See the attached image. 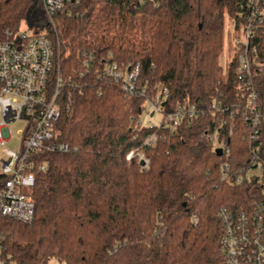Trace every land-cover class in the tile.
I'll use <instances>...</instances> for the list:
<instances>
[{
  "label": "trees",
  "instance_id": "1",
  "mask_svg": "<svg viewBox=\"0 0 264 264\" xmlns=\"http://www.w3.org/2000/svg\"><path fill=\"white\" fill-rule=\"evenodd\" d=\"M248 0H83L79 15L55 16L56 66L66 80L65 106L57 131L76 147L43 155L37 162L30 223L0 216L5 251L12 264H227L222 251L220 208H250L258 190L221 180L219 156L201 134L220 118L233 123L232 157L248 156L249 127L238 114L201 115L175 133L159 130L157 145L144 147L148 167L129 157L154 132L135 127L157 86L169 88L164 111L188 98L206 108L213 98L240 100L238 60L225 68V16L237 28ZM264 9V0H260ZM33 0H0V42L29 16ZM37 31V29H36ZM252 81L264 102V27L255 38ZM140 62L146 94L127 97L121 87L98 79L83 65ZM258 63H263L259 66ZM84 75L81 76V73ZM264 157V129L261 133ZM46 162L45 170L39 165ZM5 177L0 173V191ZM192 216L198 221L194 223Z\"/></svg>",
  "mask_w": 264,
  "mask_h": 264
},
{
  "label": "built area",
  "instance_id": "2",
  "mask_svg": "<svg viewBox=\"0 0 264 264\" xmlns=\"http://www.w3.org/2000/svg\"><path fill=\"white\" fill-rule=\"evenodd\" d=\"M47 24L44 27L28 26L16 32H7L8 39L0 42V173L5 177L0 191V216L30 223L35 214V200L31 190L35 185V171L38 160L45 154L68 153L77 148L60 139L57 123L62 115L64 87L72 85L83 91L79 82L66 80L56 66V43L51 32L56 33L55 16H74L81 14L79 9L83 0H42ZM237 16L244 20L237 28L235 55L236 88L242 96L234 103H225L213 98L206 108L192 103L187 98L173 110L164 111L169 98V88L157 86L154 99L147 101L140 117L135 122L138 129H154L141 145L131 150L129 157L138 158L142 168L148 167L144 147L153 148L160 137L159 130L175 133L182 123H194L201 115L236 114L242 117L249 127L250 153L248 156H231L230 137L234 131L233 123L220 118L201 134V139L212 142L213 149H221L219 171L221 180L229 186L248 184L258 190V199L252 201L250 208L233 210L224 206L217 212L223 226L222 251L227 264H264V157L261 133L264 129V102L257 101L252 81L253 66L257 59V46L254 38L264 27V9L260 0H248L246 8ZM37 29V31H36ZM83 65L98 79H106L121 87L127 97L145 95L147 86L139 83L140 62L128 68L116 62L96 65L93 57L85 52ZM261 67L263 63H258ZM84 73H81V76ZM146 114L148 119L141 118ZM25 120L27 127L23 132L18 149L8 148L12 138L11 124ZM144 162L141 164V162ZM46 162L39 165L46 169ZM192 221L197 223L196 216ZM0 264H12L5 251L4 237L0 230Z\"/></svg>",
  "mask_w": 264,
  "mask_h": 264
},
{
  "label": "rangeland",
  "instance_id": "3",
  "mask_svg": "<svg viewBox=\"0 0 264 264\" xmlns=\"http://www.w3.org/2000/svg\"><path fill=\"white\" fill-rule=\"evenodd\" d=\"M225 38H224V52L220 57V65L222 68H225L227 63L231 60V58L235 55L234 43L236 42L237 38V31L234 29V19L230 17L228 14L225 16ZM47 24V20L44 14V7L42 0H33L32 8L29 12V16L26 20L22 23L21 28L22 30L26 29L28 26L36 25L39 27H44ZM28 25V26H27ZM56 26V22H55ZM141 118L144 122L148 119L146 114L142 115ZM2 119V115L0 112V120ZM12 130V138L6 144L8 148L18 149L21 143V139L23 136V132L27 127V122L25 120H18L15 123L11 124ZM1 153V150H0ZM131 155V154H130ZM49 264H64L59 262L58 260H51Z\"/></svg>",
  "mask_w": 264,
  "mask_h": 264
},
{
  "label": "water",
  "instance_id": "4",
  "mask_svg": "<svg viewBox=\"0 0 264 264\" xmlns=\"http://www.w3.org/2000/svg\"><path fill=\"white\" fill-rule=\"evenodd\" d=\"M216 152H217V154L220 155V154H221V149L218 148ZM143 163H144V162L142 161L141 164H143Z\"/></svg>",
  "mask_w": 264,
  "mask_h": 264
}]
</instances>
